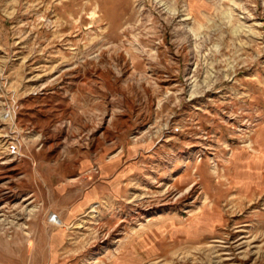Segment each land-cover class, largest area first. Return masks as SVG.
<instances>
[{
	"label": "rangeland",
	"instance_id": "374dc122",
	"mask_svg": "<svg viewBox=\"0 0 264 264\" xmlns=\"http://www.w3.org/2000/svg\"><path fill=\"white\" fill-rule=\"evenodd\" d=\"M0 264H264V0H0Z\"/></svg>",
	"mask_w": 264,
	"mask_h": 264
}]
</instances>
